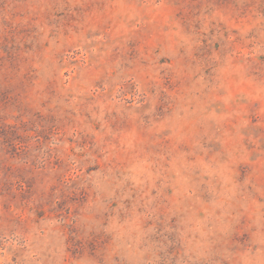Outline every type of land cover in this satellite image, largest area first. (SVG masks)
Returning a JSON list of instances; mask_svg holds the SVG:
<instances>
[{"label":"rangeland","instance_id":"obj_1","mask_svg":"<svg viewBox=\"0 0 264 264\" xmlns=\"http://www.w3.org/2000/svg\"><path fill=\"white\" fill-rule=\"evenodd\" d=\"M0 264H264V0H0Z\"/></svg>","mask_w":264,"mask_h":264}]
</instances>
